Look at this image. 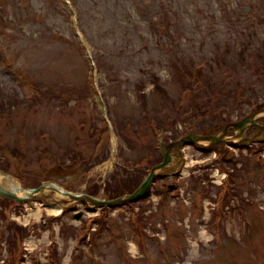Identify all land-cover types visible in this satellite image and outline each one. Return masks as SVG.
Returning a JSON list of instances; mask_svg holds the SVG:
<instances>
[{
  "label": "rangeland",
  "instance_id": "rangeland-1",
  "mask_svg": "<svg viewBox=\"0 0 264 264\" xmlns=\"http://www.w3.org/2000/svg\"><path fill=\"white\" fill-rule=\"evenodd\" d=\"M256 1L0 0V170L24 188L52 180L108 198L106 187L138 177L135 162L161 161L160 136L214 134L264 108ZM105 110L117 136L111 163ZM235 134L183 144L181 170L157 174L133 204L71 203L50 224L38 202L0 200V264H264V131ZM97 141L109 153L93 163ZM7 210L18 223L5 228Z\"/></svg>",
  "mask_w": 264,
  "mask_h": 264
},
{
  "label": "water",
  "instance_id": "water-1",
  "mask_svg": "<svg viewBox=\"0 0 264 264\" xmlns=\"http://www.w3.org/2000/svg\"><path fill=\"white\" fill-rule=\"evenodd\" d=\"M97 79V75L95 76ZM264 113V109H259L250 116L245 117L241 121L235 124H228L225 126L220 133L214 135H199L196 133H188L181 137L180 139L172 142L170 144H163L162 155L163 161L152 166L148 175L141 182V184L130 194H125L115 199H101L97 198L82 192H70L63 188H61L57 183L53 181H48L40 184L35 188H24L19 185H15V180L7 173L0 170V175L3 177L2 179L7 181V184L2 180L0 181V197L2 198H12L16 200L18 203H24L33 199H43L44 192L46 190H52L57 192L58 194L68 197L71 201H80L81 203L86 204L88 207H102V206H118L122 204H126L128 202L137 201L141 198H144L150 189L152 182L155 180L156 175L164 171L171 163L172 154L171 149L178 150L183 144L192 143V144H200L209 143V144H217L221 142L232 141L230 138L226 139L225 134L229 131H235V137H238L239 140L248 139L244 136L246 129L249 126H258L260 129L264 130V123H259L256 121L258 114ZM111 140H112V154L108 162L111 163L113 159V155L115 152V135L110 130ZM109 163V164H110ZM17 192L22 193V197L17 195ZM76 219L81 217V213H78L74 216Z\"/></svg>",
  "mask_w": 264,
  "mask_h": 264
},
{
  "label": "trees",
  "instance_id": "trees-1",
  "mask_svg": "<svg viewBox=\"0 0 264 264\" xmlns=\"http://www.w3.org/2000/svg\"><path fill=\"white\" fill-rule=\"evenodd\" d=\"M258 1H262V0H257L256 2H258ZM256 5L257 4L254 3V5L250 6V8H249V11L251 12L250 15L253 16L254 19L257 18L258 16H260V14H258V12L260 11V5H257V6ZM255 9H257V11ZM262 69H264V68L262 67ZM48 89L49 88L43 87L42 91H41V94L47 92ZM96 123H98V122H96ZM95 127H96V124H93V125H91L90 128L94 129ZM96 130L97 129L95 128L94 131H96ZM99 132H100V136H99V138H100L101 134H102V130L100 129ZM164 139H165V137H164ZM99 143H100L99 141L96 142L97 145ZM105 150L106 149L104 148V144H103L102 147H101V153L99 155H96L95 158L92 160V162L93 163H98L100 160L104 159L106 157V155H104V154L106 152L109 153V151L105 152ZM70 157H72V156H70ZM80 157L81 156L76 155L75 156V160H77ZM141 160L142 161H140V162H135L134 165H133L135 170L138 171V177L137 178L135 176L132 177V179H129L130 180L129 182H125L126 181L125 180L124 182H122V184L120 183L114 189H109V187H106L105 193L107 194L108 198H115V197H117L119 195H122L124 193L132 192L140 184V182L143 180V178L146 176V174L148 173V170L151 168V166L156 163V161H153V159H151V157H143ZM158 160H159V155H158ZM230 180H231V174H229V179H228V182L226 183L228 188L229 187L231 188V184L229 183ZM231 189L229 191H227L223 195V206H222V208H224V206L226 205V200L225 199H227L228 197H233ZM90 194L96 195L97 192L91 191ZM233 195H234V192H233ZM95 221H97V224L100 223V222L102 223V222H104V218H98ZM98 227L100 228L101 226H98ZM25 233H26V229L24 230V232H22V230L16 231L14 233V237H15V239H20V238H22L25 235Z\"/></svg>",
  "mask_w": 264,
  "mask_h": 264
},
{
  "label": "bare ground",
  "instance_id": "bare-ground-1",
  "mask_svg": "<svg viewBox=\"0 0 264 264\" xmlns=\"http://www.w3.org/2000/svg\"><path fill=\"white\" fill-rule=\"evenodd\" d=\"M185 172V171H184ZM2 180V178L0 177V181ZM14 184L17 186L18 184L16 183V182H14ZM17 194L18 195H20L21 193L20 192H17ZM45 211L47 212V213H49V214H54V215H56V214H59V212H60V207L59 206H57V205H54V204H49V205H47L46 207H45ZM41 213H42V211H41V209L40 208H37L35 211H30V213L28 214V217H34V218H39L40 217V215H41ZM28 217L26 218L25 217V221L27 222V220H28ZM28 243H29V246H31L32 245V243H33V241L32 240H30V241H28Z\"/></svg>",
  "mask_w": 264,
  "mask_h": 264
},
{
  "label": "flooded vegetation",
  "instance_id": "flooded-vegetation-1",
  "mask_svg": "<svg viewBox=\"0 0 264 264\" xmlns=\"http://www.w3.org/2000/svg\"><path fill=\"white\" fill-rule=\"evenodd\" d=\"M174 154L176 155L175 159H174V164L175 165H178L180 163L179 159L180 158H183V155L182 154H178L177 155V152H174Z\"/></svg>",
  "mask_w": 264,
  "mask_h": 264
}]
</instances>
